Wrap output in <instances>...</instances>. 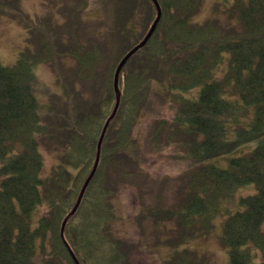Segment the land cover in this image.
<instances>
[{
  "label": "trees",
  "instance_id": "1",
  "mask_svg": "<svg viewBox=\"0 0 264 264\" xmlns=\"http://www.w3.org/2000/svg\"><path fill=\"white\" fill-rule=\"evenodd\" d=\"M18 1L0 0V15L18 17L11 6ZM89 1L79 0L80 6ZM100 1H115L119 11L104 41L83 38L77 28L61 39L52 36L53 29L48 36L34 32L32 46L13 65L0 61V264H76L61 223L93 167L101 130L116 102V65L156 14L152 0ZM203 1L159 0L162 15L156 30L121 70V100L104 134L98 167L65 226V238L81 264H133L139 243L114 228V199L120 193L115 176L120 167L131 174L146 162L134 129L143 112L163 106L168 96L172 121L161 120L153 143H160L167 126L178 138L168 137L165 144H178L175 156L191 166L178 205L157 200L154 212L136 216L140 233L147 218L156 228L159 216L171 218L174 232L158 229L155 242L165 233V243L176 248L218 224L229 264H264V0H223L222 8L216 3L210 16L195 20ZM112 42L119 53L98 74ZM69 55L76 64L66 80H92L93 90L100 87V92L89 103L83 90L73 93L70 83L65 107L59 110L52 101L54 114L43 116L34 66L50 62L56 69L59 58ZM198 85L196 98L178 92ZM161 88L166 92H158ZM230 129L234 138L227 136ZM252 140L256 143L250 148ZM42 141L58 155L47 172ZM227 154V167L216 164ZM248 182L255 183L254 193L240 195L234 209L224 204ZM161 203L168 211L158 214ZM183 207L188 211L182 212ZM207 261L195 262L193 251L182 248L166 264Z\"/></svg>",
  "mask_w": 264,
  "mask_h": 264
},
{
  "label": "rangeland",
  "instance_id": "2",
  "mask_svg": "<svg viewBox=\"0 0 264 264\" xmlns=\"http://www.w3.org/2000/svg\"><path fill=\"white\" fill-rule=\"evenodd\" d=\"M222 1L204 0L200 12L195 16V20L201 21L210 16L216 3H220L222 8L224 6ZM74 5L77 7L75 8ZM11 6L20 13L18 17H14V14L0 15V61L5 65H13L20 53L32 46L30 39L34 32L42 36H48L50 29H53L51 31L52 36L61 39L65 36L68 37L71 33L73 35L77 28L78 33L83 38L93 36L104 41V37L119 15L115 1H111L107 5L103 3L102 5L100 0H90L89 4L83 8L80 6L79 0H20L13 2ZM16 6H18L17 9ZM15 10L13 11L15 12ZM46 40H48V37H46ZM115 47L116 43L112 42L110 55H106L104 60L99 63L98 74H104V70L114 61V57L119 53L116 50L117 47ZM58 61L59 65L56 69L53 68L54 66L50 62H39L34 66L33 84L40 102V113L43 116L54 114L52 101L59 110L64 108L69 98L68 95L71 96L72 91L78 93V91L83 90L82 94L89 103L93 102L95 93L100 92V87L94 89V92L92 85L95 82L92 80L79 78L72 81V83L66 80V74H68V79H71V71L69 72V70L74 68L76 64V60L71 55L63 56ZM70 83L71 92L68 91ZM66 91L68 94H66ZM158 92L165 93L166 91L161 88ZM178 92L183 97L196 98L199 94V85L192 89L178 90ZM155 93L157 92L155 91ZM168 97L166 98L169 101ZM153 99L154 97L151 95L150 100L153 101ZM167 100L163 106L154 105L155 108L151 112L148 109L146 113L143 112L135 126L134 135L138 138L141 151L146 153L147 160L141 166L137 167L136 165L137 169L131 174L126 173L128 168L125 166L120 167V170L118 169L116 172L115 177L120 187V193L114 199L116 203L115 213L118 216L117 220L114 221V228L120 234L139 243V247L132 257L133 264H166V259L171 257L175 249L182 248L193 251L195 262L198 260L202 263V260L205 259L206 261L208 259V264H229L227 251L220 241L221 229L218 224L211 229L209 234H200L189 242L177 245L176 248L165 243L166 234L171 235L174 230L170 229L176 225L175 221H169L171 218L159 216L161 218L157 228L153 224L154 221L152 222V219L147 218L143 222L145 230L140 233L141 229L138 227L136 216L141 211L154 212L153 208L157 204V200L165 205H178L180 200L179 191L184 187L185 176L191 166L188 160L175 156L178 151V144H165L168 137L178 138L176 134L170 132L167 126L161 130L162 140L154 146L153 133L158 124L161 120L167 121L169 124L172 121L173 111L167 105ZM239 116L240 120L246 118L243 115ZM227 136L228 138H234L236 133L233 129H230ZM255 143L256 141L252 140L249 144L250 148L255 146ZM41 145V151L43 150L42 153L46 162L45 172H47L53 164L57 163L58 155L48 146L46 141H42ZM230 156L231 154L222 155L221 158L216 159V164L227 167ZM208 161H215V159L210 158ZM73 171L76 172L75 169ZM255 191V183L248 182L237 189L232 203H230L231 200L224 204L234 209L240 195L254 193ZM164 204L159 205L158 210L160 212L158 214L168 211ZM181 210L187 212L188 207H183ZM181 210L177 211L175 215H181ZM79 217L75 219V222L78 221ZM158 229L161 232L165 230L166 234L162 233L160 241L156 243Z\"/></svg>",
  "mask_w": 264,
  "mask_h": 264
},
{
  "label": "water",
  "instance_id": "3",
  "mask_svg": "<svg viewBox=\"0 0 264 264\" xmlns=\"http://www.w3.org/2000/svg\"><path fill=\"white\" fill-rule=\"evenodd\" d=\"M153 1L155 3L156 9H157V15H156L155 19L153 20L151 26L149 27L146 35L137 44H135L133 47H131L125 53V55L121 58L119 63L117 64V67H116V70H115V73H114V86H115V90H116V103H115L114 109H113L112 113L109 115V117L107 118V120L105 121L104 126L102 128V131H101V134H100V137H99V141H98V145H97V154H96V158H95L92 170L89 173V175L87 176L84 184L82 185V187L80 189V192H79V195L77 197L76 203L74 204V206L71 209V211L63 219L62 224H61V235L64 238L66 244L68 245L70 253H71L72 257L74 258L76 264H81V263H80L79 259L76 257L74 251L72 250V248L70 247V245L68 244V242L65 239V235H64L65 225H66L67 219L77 209V207H78V205H79V203H80V201L82 199V196H83V194L85 192V189H86L88 183L90 182L91 178L93 177V175H94V173H95V171L97 169V166H98V163H99V159H100L101 144H102V140H103L104 134L106 132L107 126H108L111 118L115 115V113H116V111L118 109V106L120 104V100H121V90H120V87H119L120 72H121L123 66L125 65V63L127 62V60L131 57V55L134 52H136L140 47H142L148 41V39L151 37V35L153 34L154 30L156 29L157 24L159 22V19L161 17V14H162L161 5H160L158 0H153Z\"/></svg>",
  "mask_w": 264,
  "mask_h": 264
}]
</instances>
